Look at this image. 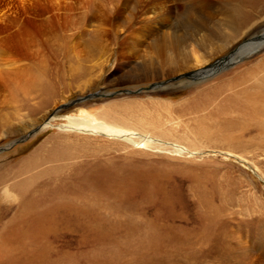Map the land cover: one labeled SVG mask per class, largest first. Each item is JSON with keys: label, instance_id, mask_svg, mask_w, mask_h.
Instances as JSON below:
<instances>
[{"label": "rangeland", "instance_id": "1", "mask_svg": "<svg viewBox=\"0 0 264 264\" xmlns=\"http://www.w3.org/2000/svg\"><path fill=\"white\" fill-rule=\"evenodd\" d=\"M263 32L264 0H0V264H264V41L186 76Z\"/></svg>", "mask_w": 264, "mask_h": 264}, {"label": "bare ground", "instance_id": "2", "mask_svg": "<svg viewBox=\"0 0 264 264\" xmlns=\"http://www.w3.org/2000/svg\"><path fill=\"white\" fill-rule=\"evenodd\" d=\"M152 23L154 24V26L156 25V26L161 27V28H167L168 27L167 23L164 24L163 22H161V20H157L156 18L153 19ZM262 41H264V35H260L256 38H254L253 40H249V41L242 43L240 46H238V48L236 50L233 51L232 54L224 57L223 59L218 61L216 64H214V66H212V67L209 66V67L205 68L204 70H201V72H196L197 74L192 72L191 74H193V75L190 77V79L197 77V76L203 77V75H210V72L219 71L220 69L224 68L225 66L230 65L231 63H234L235 59H239L243 56L245 57V56L249 55L248 53H250L254 50V47H255L254 45L261 43ZM183 43L184 44L187 43V46L191 47V44H189L188 42H183V39L178 40V41L176 39V41H175V44L180 45ZM172 46H174V45H172ZM188 47H186V48L189 49L190 51L188 50V53H186V54H189V55L188 56L184 55L185 57L183 59L184 61H187V63H189L188 67L186 66L187 69L192 70V69L199 68L200 66L204 65L205 59L203 58V56H201L199 54V52L196 51L195 47H193L192 49H190ZM157 48H159V47H157ZM257 48H258V46H257ZM191 65H192V67H191ZM50 113H51L50 115L45 116L42 119V121L40 122V123H42V128H45L46 126H48V124L53 125V121H55V119L57 118V112L55 110L54 111L52 110ZM134 113H132V114H134ZM98 116L101 117L102 119L104 118V120H100L99 117L97 118L94 114H92L88 111L87 112L83 111L79 116H67V117H65L67 122L65 125L62 126L61 130L66 131V132H75V133H79V134H83V133L85 134L86 133L89 135L94 134L95 136L114 138L117 140H122L123 142H126L132 146H139V145L147 146L148 144H157V143L153 142V141H155V139H152V137H153L152 134L148 133L149 130L154 131L153 133H155V134H156V132L159 131L158 125L156 124L157 122L155 120H153L154 118L153 119H149V118L147 119L146 117L145 118L144 117L138 118V117H134V115H133V116H131L130 121L135 120V124H130V123L125 122V124H127L128 126L124 125V123L122 126L121 124L118 123L121 126L120 127L118 124L115 126V125H112L110 123L105 122L106 121L105 118H109V114L107 112H105V113L101 112L98 114ZM109 121H110V119H108V122ZM114 123H116V122H114ZM137 129L146 131L148 135L142 134L141 136L136 137L137 134H134L133 132H134V130H137ZM159 132L161 134L160 136L163 135V136L168 137L167 131L164 132V130H163V131H159ZM207 133L204 132L202 134V132H201L202 137L207 138V136H206ZM208 135H212V134H208ZM6 262H7V260H6Z\"/></svg>", "mask_w": 264, "mask_h": 264}, {"label": "water", "instance_id": "3", "mask_svg": "<svg viewBox=\"0 0 264 264\" xmlns=\"http://www.w3.org/2000/svg\"><path fill=\"white\" fill-rule=\"evenodd\" d=\"M216 63H217V62L215 61V62H213V63H211V64H209V65H207V66H210V67H212V66H214V64H216ZM188 74L190 75L191 73H190V72H188V73L186 74V76H187ZM0 150H2V149H0Z\"/></svg>", "mask_w": 264, "mask_h": 264}]
</instances>
